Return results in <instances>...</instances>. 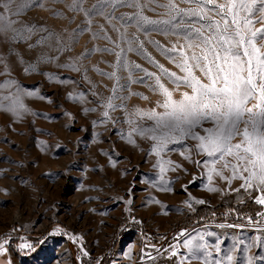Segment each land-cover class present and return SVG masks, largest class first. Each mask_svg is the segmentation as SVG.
<instances>
[{"label":"rangeland","instance_id":"1","mask_svg":"<svg viewBox=\"0 0 264 264\" xmlns=\"http://www.w3.org/2000/svg\"><path fill=\"white\" fill-rule=\"evenodd\" d=\"M217 5L232 37L223 46ZM229 6L0 0V264H264V186L213 165L199 140L176 133L179 143L157 147L152 135L168 129L140 131L165 113L163 89L175 103L193 94L177 80L189 76L186 66L207 84L201 67L214 52L233 63ZM245 15L236 20L248 38L264 12L243 27ZM193 54L208 60L198 67ZM252 62L264 83V64ZM207 115L192 132L215 129Z\"/></svg>","mask_w":264,"mask_h":264},{"label":"snow or ice","instance_id":"2","mask_svg":"<svg viewBox=\"0 0 264 264\" xmlns=\"http://www.w3.org/2000/svg\"><path fill=\"white\" fill-rule=\"evenodd\" d=\"M257 2L258 0H230V6L227 7V14L232 15V24L237 26L234 33L237 38L235 47L230 44L225 49L226 55H231L233 63L228 64L226 58L221 57L218 52H214V60L201 67V71L209 79L207 84L192 77L190 68L186 66L184 70L189 72V76L177 77V80L192 88L193 94L185 93L184 100L175 103L171 101V94L163 89L164 94L169 97L168 101L162 105L166 109L165 113L160 115L153 113L149 118L156 120V126L140 130L142 133H155L160 128L168 129L159 137L155 134L152 135L153 140H159L157 147H164L170 142L179 143V140H174L176 133L185 138L199 140L200 143L196 145L199 152L213 157V165L217 161H224V167H232L233 178H236L235 173L240 171L239 178L244 179L249 188L254 186L253 180L256 181L257 187L264 186V83H255L252 75L253 55L257 57L260 64H264V59H261L264 57V52H261L260 47L256 46L257 37L264 40V27L255 31L249 29L251 36L246 38V35L242 34L243 29L240 22L236 20V16L240 11L246 12L247 15L243 18V27L250 25L252 23L250 17L254 11L264 12V0H259L261 5L259 8H256ZM208 3H212V0H208ZM217 7L222 10V14H225V5H217ZM224 24L226 35L221 36L222 46L229 43L232 38L231 34H228L226 14ZM241 47L243 48L242 52L238 50ZM191 59L195 61L196 66L200 67L201 60L207 61L208 57L207 55L196 56L193 54ZM217 60L222 62L215 64V72H213V64ZM225 65H227V69ZM245 72H247V76L244 75ZM170 75L175 76L174 73ZM257 89H259L258 93ZM257 96L259 102L248 107L249 101L256 99ZM254 109H259V111H254ZM217 110L219 111L217 112ZM207 113H211L215 117V129H204L208 133L207 136L192 132V128L211 118ZM256 117L259 119L257 120ZM241 124L244 125L243 131L240 130ZM237 136L241 137L240 142L232 144L231 141ZM225 157H233L236 163L233 164ZM244 172L249 175L245 177ZM218 174L222 176V172ZM257 203L264 204V197L257 199ZM229 259L231 258L229 257Z\"/></svg>","mask_w":264,"mask_h":264}]
</instances>
